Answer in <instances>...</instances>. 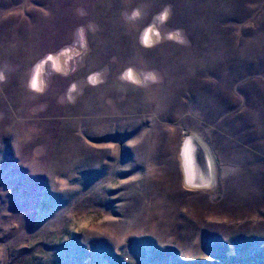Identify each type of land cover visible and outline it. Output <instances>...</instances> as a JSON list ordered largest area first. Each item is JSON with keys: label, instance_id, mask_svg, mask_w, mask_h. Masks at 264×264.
<instances>
[{"label": "rangeland", "instance_id": "rangeland-1", "mask_svg": "<svg viewBox=\"0 0 264 264\" xmlns=\"http://www.w3.org/2000/svg\"><path fill=\"white\" fill-rule=\"evenodd\" d=\"M0 264H264V0H0Z\"/></svg>", "mask_w": 264, "mask_h": 264}, {"label": "bare ground", "instance_id": "bare-ground-1", "mask_svg": "<svg viewBox=\"0 0 264 264\" xmlns=\"http://www.w3.org/2000/svg\"><path fill=\"white\" fill-rule=\"evenodd\" d=\"M185 146H186V145H185ZM185 146H184V147H185ZM188 146H189V145H188ZM186 148H187V147H186ZM186 148H185L184 151H185L186 154L188 153V154H187V159H188V161L185 160V161H186L185 163H190V162H191V151H190L189 149H186ZM184 151H183V152H184ZM184 158H185V157H184ZM185 159H186V158H185ZM188 168H189V167H188ZM186 169H187V168H186ZM187 170H188V169H187ZM189 171H190V170H189ZM187 175H188V174H187ZM188 177H189V176H188ZM188 179H189V178H188Z\"/></svg>", "mask_w": 264, "mask_h": 264}, {"label": "water", "instance_id": "water-1", "mask_svg": "<svg viewBox=\"0 0 264 264\" xmlns=\"http://www.w3.org/2000/svg\"><path fill=\"white\" fill-rule=\"evenodd\" d=\"M192 158H193V160H194V162H195V155H194V154L192 155ZM195 164H196V163H195Z\"/></svg>", "mask_w": 264, "mask_h": 264}]
</instances>
